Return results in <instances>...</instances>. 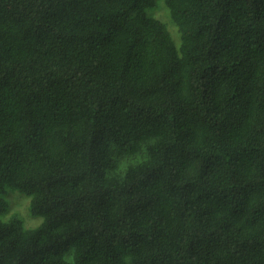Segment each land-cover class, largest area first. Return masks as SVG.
<instances>
[{
	"label": "trees",
	"instance_id": "obj_1",
	"mask_svg": "<svg viewBox=\"0 0 264 264\" xmlns=\"http://www.w3.org/2000/svg\"><path fill=\"white\" fill-rule=\"evenodd\" d=\"M163 3L0 0V264H264V0Z\"/></svg>",
	"mask_w": 264,
	"mask_h": 264
},
{
	"label": "rangeland",
	"instance_id": "obj_2",
	"mask_svg": "<svg viewBox=\"0 0 264 264\" xmlns=\"http://www.w3.org/2000/svg\"><path fill=\"white\" fill-rule=\"evenodd\" d=\"M148 17H152L160 21L170 34L171 40L177 49H179L181 40L177 26L174 24L170 17V13L165 7L163 0H156L155 7L146 11ZM6 202V209L0 212V221L8 222L10 219L15 218L19 220L25 230L36 229L42 223V218L32 216L29 211L30 198L24 194L14 191L8 185L4 186L2 194ZM71 257V256H70ZM66 262L71 263V259L66 254L64 256Z\"/></svg>",
	"mask_w": 264,
	"mask_h": 264
}]
</instances>
